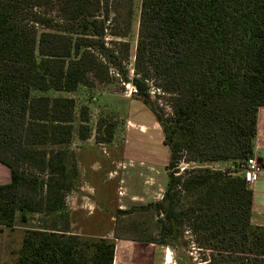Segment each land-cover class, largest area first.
Masks as SVG:
<instances>
[{
	"label": "trees",
	"instance_id": "trees-1",
	"mask_svg": "<svg viewBox=\"0 0 264 264\" xmlns=\"http://www.w3.org/2000/svg\"><path fill=\"white\" fill-rule=\"evenodd\" d=\"M111 1L0 0V163L11 172L0 185V226L12 227L19 211L25 219L59 210L67 179L58 176L76 171L62 152L29 148L68 143L74 100L32 91L118 77L170 150L162 200L146 206L158 239L141 241L180 251L189 232L205 264H264V226L251 223L253 190L241 168L264 107V0H142L132 70L126 35L110 27ZM183 161L240 169L173 171ZM115 251L113 240L27 231L16 264H114Z\"/></svg>",
	"mask_w": 264,
	"mask_h": 264
},
{
	"label": "rangeland",
	"instance_id": "rangeland-1",
	"mask_svg": "<svg viewBox=\"0 0 264 264\" xmlns=\"http://www.w3.org/2000/svg\"><path fill=\"white\" fill-rule=\"evenodd\" d=\"M111 3L114 11L110 16V27L126 35L123 40L130 44L128 67L132 70L142 0H112ZM134 92L131 84L123 83L118 77L103 84L80 85L72 92L53 88L32 91L33 98L74 100L68 143H47L29 148L35 156L43 152L54 151L55 155L62 152L75 162L76 171L69 167L58 176L67 179V191L59 210L30 212L25 219L19 211L12 227L0 226V264H16L27 231L76 235L87 240H113L116 245L118 243V254L125 252L122 249L130 242L150 237L158 239L154 229L155 214L146 206L162 200L168 183L166 167L170 150L161 141V126L154 125L158 134L152 130L155 116L135 97ZM153 99L170 113L166 98L153 95ZM237 167L229 161H183L178 170L173 171L208 168L225 172L240 169V165ZM27 174L37 175L38 172L27 169ZM185 236L180 251L147 243L151 245L149 252L153 253V264H205L204 254L196 248L191 234L187 232ZM137 263L141 264L138 259Z\"/></svg>",
	"mask_w": 264,
	"mask_h": 264
},
{
	"label": "crops",
	"instance_id": "crops-1",
	"mask_svg": "<svg viewBox=\"0 0 264 264\" xmlns=\"http://www.w3.org/2000/svg\"><path fill=\"white\" fill-rule=\"evenodd\" d=\"M155 123L156 125L159 126L157 122L152 121L151 124L152 130L154 133L158 134V130L154 127ZM142 127L144 126L141 125V128ZM163 139L164 136L161 135L162 143H163ZM252 157L255 158V160L260 164L261 170L258 172L255 182L250 184L253 190L251 223L257 226H264V107H261L258 110L257 134L254 140V150ZM10 181H11V172L9 168L3 165L2 163H0V185L8 184L10 183ZM150 246H151L150 244H147L143 241L130 242L129 246H126V248L122 249L125 252H121L120 254H118V243H117L114 264H138L137 259L141 262V264H153L151 258L153 253L150 254L149 252V250L151 249L149 248Z\"/></svg>",
	"mask_w": 264,
	"mask_h": 264
},
{
	"label": "built area",
	"instance_id": "built-area-1",
	"mask_svg": "<svg viewBox=\"0 0 264 264\" xmlns=\"http://www.w3.org/2000/svg\"><path fill=\"white\" fill-rule=\"evenodd\" d=\"M244 175L246 181L249 184H252L256 180V176L261 168L258 166L257 161L255 158H250L244 165H243Z\"/></svg>",
	"mask_w": 264,
	"mask_h": 264
}]
</instances>
